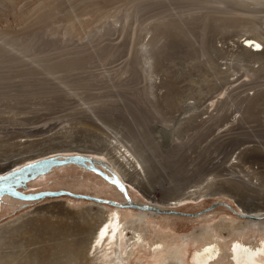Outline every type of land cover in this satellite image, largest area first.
Returning <instances> with one entry per match:
<instances>
[{
  "label": "rangeland",
  "instance_id": "rangeland-1",
  "mask_svg": "<svg viewBox=\"0 0 264 264\" xmlns=\"http://www.w3.org/2000/svg\"><path fill=\"white\" fill-rule=\"evenodd\" d=\"M250 35L261 42L251 48L263 51L264 0H0V175L56 153L111 162L104 152L118 142L145 166L121 171L136 202L195 212L223 200L263 214L264 100L231 126L243 109L238 92L264 85V53L256 62L238 54L237 43ZM214 59L226 73L212 67ZM26 184L25 192L64 187L125 200L116 184L76 164ZM116 211L132 228L128 237L145 239L121 264H164L167 256L200 264L195 255L210 237L222 247L210 264H240L228 247L240 240L258 248L264 238L262 224L225 204L153 215L67 194H2L0 251L28 243L38 264H68L63 247L82 238L87 218ZM222 219L242 226L217 232ZM261 254L256 264H264Z\"/></svg>",
  "mask_w": 264,
  "mask_h": 264
},
{
  "label": "bare ground",
  "instance_id": "bare-ground-1",
  "mask_svg": "<svg viewBox=\"0 0 264 264\" xmlns=\"http://www.w3.org/2000/svg\"><path fill=\"white\" fill-rule=\"evenodd\" d=\"M222 18L227 19L226 14H222ZM254 38H255V35H254V37H253V35H250L248 37H245L243 40H241V42L237 43L238 44L237 47H239L238 48L239 49V51H238L239 57L243 58L246 61L256 62V61H258L257 56L262 55L264 53V50L260 51L259 49L251 48L253 46L261 48V42L257 41V39H254ZM245 42H247V43H245ZM262 47L264 48L263 45H262ZM225 48L226 47L221 46L220 49L218 47H216L215 50L218 51V50H222ZM211 63H212V67L215 70H217V71L220 70L221 73L222 72L226 73L228 68L225 69L226 71L224 69H218L221 65L219 64V62H217L216 59H214ZM251 87H253V89H254V92H252V93H247L245 95L244 94L241 95V92H238V94L240 96V101L242 104L240 107L243 108L244 110L243 109L238 110V114H236V116H234V118L231 121V126L237 125L242 120L244 112L250 108L251 104L256 105L255 103H253V101H255V102L257 101L258 103H260V101L264 100V85L255 83V86L253 85ZM246 90L247 89H244V92H246ZM234 92H236V91H234ZM228 94H230V96H233L232 92H229ZM220 100H222V99H220ZM220 104H222V103L220 102ZM232 104L233 103H231L230 105H232ZM224 105H227V102H225L223 105H221L222 109H224L223 108ZM216 106H217V104H216ZM210 117H211V115H210ZM213 117L214 116H212V118ZM211 120H213V119H211ZM205 122H206V120H205ZM112 148H111L110 154H109V152H106V151L104 152L105 156H110L111 162L107 159H105L107 161V162H105L104 160L97 159L93 156H91V158L93 159V161L97 167H99L101 170L105 171L110 176H114V177L119 178L125 184V187L128 188L127 184H128L129 179H128V177H126V175H122V172H125V173L130 172L128 174V176L133 175L134 173H139L140 171H145V168H144L145 166L135 156L133 151L130 150V148L125 146L124 144L116 142V144H114L112 146ZM113 150L116 151V154H113ZM99 152H101V151H99ZM81 154H84V153H81ZM59 155L62 156L65 154L59 153ZM84 155H86V154H84ZM88 156H90V155H88ZM68 164H76V165L83 167L85 169L93 170L92 168L85 167L82 164H79L76 162H70ZM59 166H61V165H59ZM54 167H58V166H54ZM54 167H52L50 170H52ZM14 168H16V167H14ZM116 169L119 170L120 172L122 171L120 173L121 175L116 171ZM94 171H96V170H94ZM45 173H47V172H45ZM256 173H257V171H254L251 174H253V176H254V175H256ZM42 174H44V173H42ZM42 174H39L36 177H38ZM120 176H122L123 178L121 179ZM248 177H250V176H248ZM111 183H114V182H111ZM241 184H243V183H241ZM23 187H25V186H23ZM23 187H20V189ZM22 191L25 192L24 190H22ZM193 193H191V194H193ZM4 194H8V193H4ZM14 197H16V196H14ZM17 198L24 199L21 197H17ZM0 200H1V198H0ZM24 200H30V199H24ZM183 200H186V199H183ZM183 200H180V201H183ZM91 201L103 203V202H99L96 200H91ZM180 201H174L173 202L174 204H172V205H180V204L185 203V202H180ZM104 204H107V203H104ZM109 205H112L114 207H132V208L140 210V211L150 212L153 215H156L157 213H159L158 211H156L154 209H144V208H138L135 206H118L115 204H109ZM235 212H237V211H235ZM239 213H240L239 214L240 216L244 217L247 220H251L254 223L257 222L259 224H262L263 228H264V212H263V214L261 212L259 213L258 211L252 212L253 214H250L249 212H246V211L244 213H241V212H239ZM247 215H250V216H247ZM87 220L88 221L85 224V227L82 229V238L78 242H75L76 241V239H75V241H72L70 245L63 247L64 250H66L68 255H69L68 256L69 257L68 264H121L120 263L121 260L124 261L125 259H127V260L130 259V256L133 252L132 248L134 245L140 243V245L143 246V244L145 242V239L143 238V236L139 232L134 233L133 237L127 236V235H129L127 230L132 229V228L131 227L130 228L125 227L122 224L123 221H121L119 219L118 211L108 212V214L106 216H102V217H100V215L98 217H96V216L91 214V217H88ZM254 225H256V224H254ZM241 226H242V223L234 224L233 222H229L226 219H222L220 226L219 227L214 226L213 229L217 232H220L222 229H228L229 232H232L234 229H238ZM30 230H29V232H30ZM2 231L3 230H1L0 237L2 236ZM208 233H209V231L204 230L203 235L207 238V236L209 235ZM109 236L111 237V240L108 241ZM262 240L263 241L260 243L261 246H259L258 248L257 247L251 248V246L247 248V246L242 245V242H240V240H237V241H235V243L231 244L230 247H228V250H230L232 252V255L235 256L234 259H236L237 261H241L240 264H256V263H258L256 258L257 257L260 258V256H262L261 253H264V238ZM27 244L28 243H23V244H19V245L13 244V246L10 248V250H6L4 252L0 251V264H38L39 261H38V257H37L36 252L33 254V256H31L30 248ZM122 244H123V247H122ZM154 245L156 246V249L158 250V253H159L160 252L159 247L161 246V243L159 241H157V243H154ZM150 247H152V246H150ZM149 250H151V248ZM221 250H222V247H221L220 243L217 240L212 241V239L210 237L209 242H207L205 245H203L201 247L200 251H198V253L195 255V259L200 264H210L211 261L212 262L215 261V258H217V259L219 258ZM261 260H262V257H261ZM166 261H169V262H165L164 264H176L174 261L171 260V256H167ZM261 262H259V263H261Z\"/></svg>",
  "mask_w": 264,
  "mask_h": 264
},
{
  "label": "water",
  "instance_id": "water-1",
  "mask_svg": "<svg viewBox=\"0 0 264 264\" xmlns=\"http://www.w3.org/2000/svg\"><path fill=\"white\" fill-rule=\"evenodd\" d=\"M70 162H76L79 164H82L85 167L92 168L93 170H96L99 172L104 178L107 180L114 182L119 186V188L123 191L125 200L124 201H116L114 199L108 198V197H102L98 195H94L87 192H76L73 190H70L68 188L59 187L55 189L45 188L35 191H27L23 192L20 187L26 186L27 181L30 179L36 177L39 174L48 172L52 167L68 164ZM4 193L11 194L16 197H21L24 199H36V198H43L45 196H59V195H71L79 198H86L90 200H96L99 202L107 203V204H115L118 206H135L138 208H144V209H154L158 212L162 213H180V214H196L205 210H208L215 206L216 204H225L229 208H232L230 204H228L226 201L218 200L210 205L195 211V212H188V211H182L175 208H168V207H159L151 203H145V202H135L132 200V198L128 195L126 191L125 184L117 177L110 176L105 171L101 170L99 167H97L91 158V156L84 155L81 153H71V154H65L60 156L59 154H51L48 156H43L41 158H37L33 161L26 162L22 164L19 167H16L14 169L9 170V172L2 174L0 176V198L1 195ZM240 214L238 211L236 212ZM250 216V215H247Z\"/></svg>",
  "mask_w": 264,
  "mask_h": 264
}]
</instances>
